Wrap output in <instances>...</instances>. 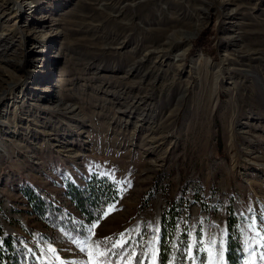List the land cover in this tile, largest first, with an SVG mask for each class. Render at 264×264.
<instances>
[{
    "label": "rangeland",
    "instance_id": "374dc122",
    "mask_svg": "<svg viewBox=\"0 0 264 264\" xmlns=\"http://www.w3.org/2000/svg\"><path fill=\"white\" fill-rule=\"evenodd\" d=\"M175 1L157 3L183 22L153 33L145 11L111 0H0V233L26 254L133 264L103 261L133 237L155 264L173 207L175 242L185 235L208 264H226L228 232L241 234L243 264H264V0ZM130 17L159 40L123 29ZM92 177L118 196L85 237L51 228L22 193L82 221L65 182Z\"/></svg>",
    "mask_w": 264,
    "mask_h": 264
},
{
    "label": "trees",
    "instance_id": "16d2710c",
    "mask_svg": "<svg viewBox=\"0 0 264 264\" xmlns=\"http://www.w3.org/2000/svg\"><path fill=\"white\" fill-rule=\"evenodd\" d=\"M198 45H202L201 38L197 40ZM197 46V45H196ZM22 193L28 201L33 213L44 219L56 229L63 227L71 237L80 238L88 234L87 224L100 221L117 196L118 190L114 184L104 178L92 177L85 186H79L72 181L65 182V194L74 203L77 211L82 217V221L68 216L70 219H59L60 209L52 202L41 197L38 193L29 188H23ZM178 214L173 207L162 215L161 224L158 226L156 239L155 264H208L205 251H200L195 245L190 246L185 235H179L180 239L175 242V217ZM200 239V231H198ZM11 236H3L0 233V264H45L42 259H36L35 255L26 254L22 248H17ZM133 237L125 240L120 247L119 254H113L106 250L109 259H104V263L113 262L116 256L129 259L132 256L133 264H149L150 253H144L136 249L133 245ZM106 246V244H105ZM223 261L226 264H243L245 257L243 254V242L241 234H230L224 237Z\"/></svg>",
    "mask_w": 264,
    "mask_h": 264
},
{
    "label": "bare ground",
    "instance_id": "6f19581e",
    "mask_svg": "<svg viewBox=\"0 0 264 264\" xmlns=\"http://www.w3.org/2000/svg\"><path fill=\"white\" fill-rule=\"evenodd\" d=\"M119 2H120L119 0H111L110 6L113 9H115V10L123 11L125 13L126 12H130L131 8L136 6L137 8H139V11L141 9L142 11L146 12L145 15L140 19L141 23L143 25H147V24L157 25L156 28L159 27V29H155L154 28L155 31H153L152 29H146V28H144V26L142 24L141 25L137 24L136 22H138V21L135 22L134 19L131 18V17L128 18V20L126 22H123V25H124L123 27L120 26L118 24V22H116V21L111 19L112 22L115 25H118L119 27H122L123 29L137 30L136 33L139 32L140 34H146L145 35V37H146L145 39H148V40L153 38L152 40L158 41L159 40V38H158L159 37V33H155V34H150V33H151V31H153V33L156 32V31L161 32V33L162 32L166 33V29L164 28L166 23H169V22L182 23L183 22V20L178 19V16L177 17L176 16H171V18H169L167 13H166V10L159 7V5L157 3V0H138V1L134 2V3H132V4H126V5H122V6H120ZM167 2L171 3V7L175 6V7H180V9H182L181 5L178 2H176L175 0H167ZM24 4H25V6L29 5L26 1L24 2ZM103 7L109 8V6H107V2L103 3ZM157 10L160 13V15H158V17H157V14H156V13H158ZM102 13H103V16H104V20H103L104 25H108V21L106 20L107 12L106 11H102ZM108 18H109V15H108ZM161 26L163 28H161ZM171 36L167 35L166 38L168 37L169 40H173V39H175L176 36H178V34L176 32V33L171 34ZM45 87H47V86H45ZM28 94L29 93L26 92V91L22 92V95H28ZM2 130L3 129H0V132H2Z\"/></svg>",
    "mask_w": 264,
    "mask_h": 264
},
{
    "label": "snow or ice",
    "instance_id": "6c2138e0",
    "mask_svg": "<svg viewBox=\"0 0 264 264\" xmlns=\"http://www.w3.org/2000/svg\"><path fill=\"white\" fill-rule=\"evenodd\" d=\"M107 214H108V213L106 212L105 215H107ZM94 227H95V225H94ZM101 255H103V254H101Z\"/></svg>",
    "mask_w": 264,
    "mask_h": 264
}]
</instances>
